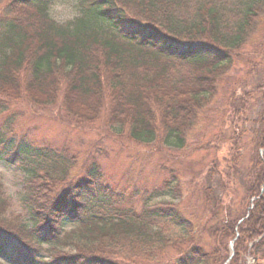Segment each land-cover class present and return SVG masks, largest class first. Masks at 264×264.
Masks as SVG:
<instances>
[{
    "label": "trees",
    "instance_id": "trees-1",
    "mask_svg": "<svg viewBox=\"0 0 264 264\" xmlns=\"http://www.w3.org/2000/svg\"><path fill=\"white\" fill-rule=\"evenodd\" d=\"M55 1L0 0V117L15 102L42 111L63 95L59 109L79 128L97 121L100 136L140 145L183 149L235 62L264 32V0H80L79 15L63 25L48 14ZM258 58L253 67L264 74V41ZM261 97L264 79L252 93L232 91L229 127ZM258 117L241 173L231 146L225 169L213 164L215 153L202 172L210 176L215 167L224 191L200 188L202 217L195 218L186 217L181 202H152L165 192L180 198V183L107 185L97 159L77 171L80 151L37 144L0 123V163L23 173L28 218L7 219L0 179V260L226 264L235 240L228 264H245L247 256L264 264V105ZM169 176L177 172L172 168ZM239 185L244 196L234 209ZM66 223L74 228L66 231Z\"/></svg>",
    "mask_w": 264,
    "mask_h": 264
},
{
    "label": "rangeland",
    "instance_id": "rangeland-1",
    "mask_svg": "<svg viewBox=\"0 0 264 264\" xmlns=\"http://www.w3.org/2000/svg\"><path fill=\"white\" fill-rule=\"evenodd\" d=\"M79 2L80 0H56L54 4H61L66 10L71 9L79 13ZM260 37L257 44L246 50L247 57L235 62L220 86L218 97L206 108L197 126L187 135L185 147L181 150L167 147L159 141L150 145H140L119 135L112 138H106L103 136L104 134L100 136L102 133L98 128L101 125H97V121L92 125L79 128L74 122L67 119L70 116L68 112L59 109L63 95L59 98L57 106L42 111L33 108L24 101L15 102L9 107L8 113L0 117V123H6V127L11 125L16 133L28 134L27 139L31 138L37 144L67 146L74 151L73 153L80 151L77 171L82 170L85 164L90 165L91 162L88 161L97 159L102 173L106 175L102 182L107 185L131 187L135 183L139 189H143L145 186L151 189L154 186H159L164 179L170 181L171 187L180 183V198H177L175 193L170 195L165 192L154 195L152 202H181L186 211V217H202V210L199 208L198 202L200 188L219 187L216 192L219 195L224 191L219 183V174L215 167L211 166V171L214 172L210 176L202 174L204 170L210 169L208 166L216 159L215 153H217L219 162L213 164L217 165L218 171L226 167L224 159L227 146H231L237 152L236 166L240 173L249 164L251 141L258 134V115L261 105H264V97L259 98L258 102L248 110L247 114L242 115L234 127H229L227 108L232 91H236L239 97L243 91L252 93L258 85L262 84L264 74L253 67L256 62L260 61L258 57L263 48L264 32H261ZM249 57L251 62L248 61ZM96 128L97 132L95 133L92 130ZM218 145L219 148L216 147ZM70 153L72 152L70 151ZM227 158L230 156L227 155ZM158 163L163 165L166 171L157 168ZM0 165L13 172L14 177L11 183L18 189L15 197L9 196L4 178L0 177L4 195L9 202L7 219L14 220L18 215H22V219L26 221L28 220L27 213L22 204L24 175L14 167L1 163ZM172 168L177 172L175 179L169 176V170ZM239 178L236 176L235 179L238 183L240 182ZM243 196V186L239 185L233 197L234 209ZM72 228H74L73 224H65L66 231ZM180 233H182L181 230H175L173 234ZM0 264L7 263L0 260ZM245 264L255 263L247 256Z\"/></svg>",
    "mask_w": 264,
    "mask_h": 264
},
{
    "label": "clouds",
    "instance_id": "clouds-1",
    "mask_svg": "<svg viewBox=\"0 0 264 264\" xmlns=\"http://www.w3.org/2000/svg\"><path fill=\"white\" fill-rule=\"evenodd\" d=\"M48 14L55 23L60 25L74 20L76 16L79 15L75 10H66L61 4L52 5L48 10ZM0 177L4 178L5 187L8 189V195L15 197L18 189L13 183H11L14 177L13 172L3 165H0Z\"/></svg>",
    "mask_w": 264,
    "mask_h": 264
},
{
    "label": "water",
    "instance_id": "water-1",
    "mask_svg": "<svg viewBox=\"0 0 264 264\" xmlns=\"http://www.w3.org/2000/svg\"><path fill=\"white\" fill-rule=\"evenodd\" d=\"M230 248H231V250H233V243H231Z\"/></svg>",
    "mask_w": 264,
    "mask_h": 264
}]
</instances>
